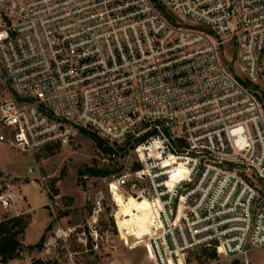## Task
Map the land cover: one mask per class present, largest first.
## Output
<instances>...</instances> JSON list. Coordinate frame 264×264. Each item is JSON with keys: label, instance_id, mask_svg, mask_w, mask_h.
<instances>
[{"label": "built area", "instance_id": "built-area-1", "mask_svg": "<svg viewBox=\"0 0 264 264\" xmlns=\"http://www.w3.org/2000/svg\"><path fill=\"white\" fill-rule=\"evenodd\" d=\"M0 77V142L133 143L108 188L150 205L155 264L264 250V0H0Z\"/></svg>", "mask_w": 264, "mask_h": 264}, {"label": "rangeland", "instance_id": "rangeland-1", "mask_svg": "<svg viewBox=\"0 0 264 264\" xmlns=\"http://www.w3.org/2000/svg\"><path fill=\"white\" fill-rule=\"evenodd\" d=\"M224 60L233 73H239L226 56ZM7 95L0 77V102ZM115 150L116 156L110 161L109 154L78 129L65 142L32 155L0 142V196H9L12 204L9 209L0 205V214L30 215L29 243L38 241L45 223L50 226L40 251L24 249L18 259L7 264H30L35 258L56 260L58 264H155L143 246L151 232L152 212L147 201L123 197L114 190L111 195L110 175H77L85 165L109 167L116 174L134 163L131 149ZM30 167H34L33 173L28 172ZM169 175L173 180L181 177V166L171 169ZM52 184L57 195H53ZM247 258L248 264H261L264 250L250 248ZM186 264L232 263L209 258L197 249L187 254Z\"/></svg>", "mask_w": 264, "mask_h": 264}, {"label": "trees", "instance_id": "trees-1", "mask_svg": "<svg viewBox=\"0 0 264 264\" xmlns=\"http://www.w3.org/2000/svg\"><path fill=\"white\" fill-rule=\"evenodd\" d=\"M80 133L89 137L96 144L97 147L102 149L104 152L110 154L118 147L119 150L132 149L133 143H130L129 140L124 141L122 146L118 144H109V142L97 134L95 131L79 128ZM136 141V140H135ZM115 145V147H114ZM54 145L48 146L44 148L42 151L50 150ZM115 149H114V148ZM137 166V164H136ZM115 169H110L109 167H100V166H88L85 165L83 168L77 171V175L82 178L83 176H92V177H106L111 175ZM53 195H57V189L53 187L52 184ZM52 195L49 196L51 199ZM30 223V215L21 213L17 215H4L0 219V264H7L10 261H14L18 259L21 255V252L24 249L32 250L37 249L41 250L45 243V232L49 229V225L44 229V232L40 236L37 242L31 245L23 244V236L25 233V229ZM123 233V232H119ZM203 252L209 258H215L216 254L214 251L203 250ZM30 264H58L56 260H43L41 258H35L31 260Z\"/></svg>", "mask_w": 264, "mask_h": 264}, {"label": "crops", "instance_id": "crops-1", "mask_svg": "<svg viewBox=\"0 0 264 264\" xmlns=\"http://www.w3.org/2000/svg\"><path fill=\"white\" fill-rule=\"evenodd\" d=\"M26 203H27V208H28V210H31V207H30V204L26 201ZM32 211V210H31ZM31 214H33V212L31 213ZM8 215H11V214H8ZM1 217H2V215L0 214V219H1ZM31 219H32V216H31ZM32 221V220H31ZM31 221H30V223H31ZM30 223L28 224V226L26 227V229H25V233H24V236H23V244L24 245H31V244H34V243H29V242H27L26 241V238H27V234H28V228H29V226H30ZM45 227H46V223H45V225H44V228H43V232H44V229H45ZM42 232V233H43ZM42 235V234H41ZM40 238V237H39Z\"/></svg>", "mask_w": 264, "mask_h": 264}, {"label": "water", "instance_id": "water-1", "mask_svg": "<svg viewBox=\"0 0 264 264\" xmlns=\"http://www.w3.org/2000/svg\"><path fill=\"white\" fill-rule=\"evenodd\" d=\"M232 264H239L238 259H234V260L232 261Z\"/></svg>", "mask_w": 264, "mask_h": 264}, {"label": "bare ground", "instance_id": "bare-ground-1", "mask_svg": "<svg viewBox=\"0 0 264 264\" xmlns=\"http://www.w3.org/2000/svg\"><path fill=\"white\" fill-rule=\"evenodd\" d=\"M182 168V167H181ZM183 170V169H182Z\"/></svg>", "mask_w": 264, "mask_h": 264}]
</instances>
